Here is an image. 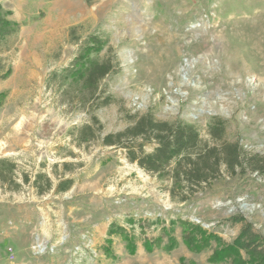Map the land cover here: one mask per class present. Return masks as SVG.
<instances>
[{
  "label": "rangeland",
  "instance_id": "1",
  "mask_svg": "<svg viewBox=\"0 0 264 264\" xmlns=\"http://www.w3.org/2000/svg\"><path fill=\"white\" fill-rule=\"evenodd\" d=\"M0 5L22 23L10 49L0 54L12 70L0 79V158L16 164L20 183L22 173L30 178L17 191L0 187V264H228L211 263V249L189 251L183 220L231 243L241 224L229 220L240 215L264 238V175L223 173L190 201H172L168 181L128 162L124 150L102 146L97 138L78 145L73 128L89 116L67 103L57 82H47L89 36H98L106 42L99 58L114 65L101 83L111 103L94 111L102 135L128 126L126 111H149L157 120L194 124L211 144L207 123L220 117L230 141L264 156V0ZM40 173L52 184L43 194L33 186ZM66 178L73 180L70 189L56 193ZM170 220L177 222L172 236L178 245L165 252L162 231ZM112 223L134 239L133 255L121 237H108ZM107 239L112 257L103 251ZM145 242L153 243L151 253Z\"/></svg>",
  "mask_w": 264,
  "mask_h": 264
},
{
  "label": "trees",
  "instance_id": "2",
  "mask_svg": "<svg viewBox=\"0 0 264 264\" xmlns=\"http://www.w3.org/2000/svg\"><path fill=\"white\" fill-rule=\"evenodd\" d=\"M11 16L12 12L0 5V54L10 49L11 38L17 35L22 26ZM105 45L106 42L100 37L89 36L72 62L60 71L52 72L47 81L48 85L57 82L58 90L67 103L84 109L89 116L86 123L73 128L78 145L97 138L102 146L124 150L128 162L156 176L159 181H168L166 190L170 199L179 203L190 201L223 173L231 178L253 173L264 175V156L250 155L238 141H230L226 133L228 123L220 117H211L207 123L211 144L202 140L194 124L180 119L157 120L149 111L143 114L126 111L124 119L129 125L121 131L102 135V124L94 111L111 103L112 98L101 88V83L113 73L114 68L110 61L99 58ZM11 72L10 65L0 56V79H7ZM149 146L151 150L147 151L146 147ZM16 169L12 160L0 158V187L17 191L22 184L30 183L25 173L21 174L20 183ZM40 181H43V186L39 184ZM72 184V179H61L55 191L66 192ZM33 186L38 194H43L51 189L52 184L46 174L40 173L35 176ZM229 221L231 224H241L238 235L231 243H224L216 234L189 220L180 221L182 242L196 254L211 249V263L264 264V238L240 215H234ZM176 223L170 220L169 230L162 231L168 239L161 248L165 252L172 251L178 245L172 236ZM107 234L108 237H121L126 241L128 254L135 253L134 239L126 229L112 223ZM110 239L106 240L103 251L106 256L112 257ZM160 242L156 245L159 246ZM153 248L152 242H145L146 252L151 253Z\"/></svg>",
  "mask_w": 264,
  "mask_h": 264
}]
</instances>
